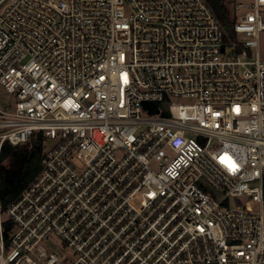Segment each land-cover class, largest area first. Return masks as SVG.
<instances>
[{
	"label": "built area",
	"instance_id": "2783aa9c",
	"mask_svg": "<svg viewBox=\"0 0 264 264\" xmlns=\"http://www.w3.org/2000/svg\"><path fill=\"white\" fill-rule=\"evenodd\" d=\"M234 13L225 42L207 0H0V171L55 140L0 264H264V0Z\"/></svg>",
	"mask_w": 264,
	"mask_h": 264
},
{
	"label": "trees",
	"instance_id": "16d2710c",
	"mask_svg": "<svg viewBox=\"0 0 264 264\" xmlns=\"http://www.w3.org/2000/svg\"><path fill=\"white\" fill-rule=\"evenodd\" d=\"M232 0H207L214 10L225 31V42L234 39L236 34L233 30L236 15L230 9L229 2ZM151 111L157 112L162 104L151 102ZM167 113L166 110L163 111ZM46 136L39 131L22 145L6 143L2 152L1 164V200L4 208L13 202L22 190L32 182L42 167V159L45 155Z\"/></svg>",
	"mask_w": 264,
	"mask_h": 264
},
{
	"label": "rangeland",
	"instance_id": "374dc122",
	"mask_svg": "<svg viewBox=\"0 0 264 264\" xmlns=\"http://www.w3.org/2000/svg\"><path fill=\"white\" fill-rule=\"evenodd\" d=\"M238 0H232L229 2V6L230 9L232 10V12H234V7H235V2ZM240 37L242 39H246L245 35H240ZM256 52V49H254V54ZM259 52L262 58H264V30L261 31L260 33V37H259ZM12 95L9 94L7 91H5L4 88L0 87V103H10L12 102ZM55 143V140L53 139H47L46 143H45V150L47 148H50L51 146H53V144ZM263 214H264V204H263ZM53 250H55L56 252H61L60 249L57 246H53ZM67 251H69L70 249L67 248Z\"/></svg>",
	"mask_w": 264,
	"mask_h": 264
}]
</instances>
